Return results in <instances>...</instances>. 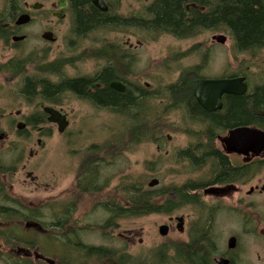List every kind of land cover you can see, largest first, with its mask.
Returning <instances> with one entry per match:
<instances>
[{
  "label": "flooded vegetation",
  "instance_id": "obj_1",
  "mask_svg": "<svg viewBox=\"0 0 264 264\" xmlns=\"http://www.w3.org/2000/svg\"><path fill=\"white\" fill-rule=\"evenodd\" d=\"M99 1L107 11H101L93 0H0V264H79L77 233L69 228L76 214L78 194L83 197L109 189V182L101 174V168L109 161L90 154L69 161L60 176L69 179L68 173H72L74 187L65 191L55 188L61 192L55 198L60 205L54 212H45L48 202L41 205L30 202L32 193L50 190L49 186L39 187L36 175L41 168L39 156L45 148L44 138L48 136L45 132H59L65 125V132H59L65 134L75 125V109L68 111L65 104L75 103L103 115L113 113L122 119L132 118L129 126L134 124L145 134L148 128L150 143L156 144L161 152L157 118L153 119L158 113L145 111L144 105L162 94H156L147 82L142 86L149 78L138 70L145 45L143 31L150 32L152 37L163 34V38H172L180 51L197 47L199 72L206 70L208 55L218 46L234 51L230 55L234 66H238L239 54H244L239 53L236 34L226 23L221 22L215 30H197L193 36H187L189 29L175 35L159 33L142 26V22L155 17L150 8L157 0ZM125 1L138 5L133 9L129 4L131 9L127 11ZM185 7L188 16L191 8L203 14L206 11L205 6L194 3ZM252 12V27L262 33V43L245 52L253 67L261 69L262 74L253 76V83L250 76L239 75L232 69L218 77H200L184 66L187 58L184 53L174 56L169 77L176 82L173 87L181 82L191 83L190 96L176 89L165 91L164 95L170 108L181 110L187 114L183 117L192 120L188 125L181 121L180 125L198 138L173 151L178 162H200L201 167L212 164L214 170L203 172L205 182L161 190L160 195L152 196L153 201L166 197L167 201L156 205L171 210L167 213L168 224L163 225L168 234L160 235L161 238L169 239L172 234L179 243L156 245L146 257L139 255L138 261H134L137 264H252L249 241L264 235L262 223L258 227L255 219L249 217L239 219L236 224L228 220L221 224L215 219L218 211L224 210L226 216L233 218L232 214L237 217L239 209L248 206L244 197L234 195L243 193L258 164H264V151L256 156L250 145L239 147L234 142L230 147L226 143L240 129L264 132V126L259 128L250 124V120L240 122L238 117L245 102L250 119L253 101L249 96L259 89L264 91V0L252 2ZM206 32L218 34L213 35L208 45L200 41ZM219 36L222 38L218 41L215 38ZM239 78L245 79L247 92L223 93L216 111L204 110L194 95L197 81ZM52 113L57 115L56 121ZM167 141L171 143L172 138L168 136ZM169 156L165 153V157ZM150 189L156 191L157 187ZM256 193L263 195L264 185L261 190L251 188L245 196L250 198ZM202 202L205 208L198 219L173 217L178 205ZM127 206L124 204L115 218L125 217ZM103 207V203L98 205L99 209L104 210ZM83 252L87 257L104 259L98 250ZM120 260L126 263L128 259L122 256Z\"/></svg>",
  "mask_w": 264,
  "mask_h": 264
},
{
  "label": "rangeland",
  "instance_id": "obj_2",
  "mask_svg": "<svg viewBox=\"0 0 264 264\" xmlns=\"http://www.w3.org/2000/svg\"><path fill=\"white\" fill-rule=\"evenodd\" d=\"M129 4L132 5L133 9L138 5L137 2L125 1L124 7L127 11L131 9ZM215 34V32H206L200 41L206 42L208 45L212 42L211 39ZM151 35L150 32L143 31L145 45L142 52V62H140L138 70H141V73L149 78L142 80V86H145L147 82L156 94H162L160 96L162 99L150 100L148 104L144 105L145 111L158 113V115H154L153 119L157 118V143L161 147V152L156 149V144L150 143L151 140H146L141 144L133 140L131 128L134 124L129 126V123L133 122L132 118L122 119L113 113L103 115L92 111L88 106H77L75 103L64 105L68 111L75 109L76 114L73 120L75 125L65 134H60L58 130L45 132L48 136L44 138L45 148L42 149L39 156L41 168L36 175L40 181L39 187L49 186L50 190L42 189L38 194L32 193L30 202L35 205L48 202L45 207L47 214L56 210L58 203L55 198L58 194L67 188L74 187L71 183L74 180L72 173H68L69 179L60 176V173L65 171V165L69 161L77 156H87L88 154L97 155L95 157L109 161L101 168L103 180L109 182V189L102 193L83 197L78 194L76 214L69 228L71 227L78 235H76L78 240L76 258H78L79 264H112L113 260H120L122 256L133 264H137L134 261H138L139 255L146 257L145 255L152 247L164 243H179L177 236L171 234V238L162 239L159 234L160 226L168 224V214L158 213L130 218L125 216L118 219L115 218L119 217L118 214L109 212L107 208H112L113 211H119L120 208H123L124 204H127L128 199L125 190L130 188L129 186L139 185L150 189L149 183L153 179H158L160 185L156 191L155 189L152 190L154 196H157L160 195L158 192L161 190L167 191L170 188L205 182L207 177L204 176L203 172L214 170L212 164L201 167L202 164L196 166L195 163L191 165L189 162H178L179 160L173 151L175 148L194 142V137L198 138V136H192V133L186 132L187 128L180 125L181 121L188 125L189 122L192 123V120L183 117L187 114L181 110L170 108V103L167 104L169 100L164 95L168 87L176 84L169 77L171 67L174 65L175 54L184 53L187 56L184 66L197 72L200 77H218L232 70H237L239 75L250 76L252 80L250 77L249 80L253 83V76L261 73V69L253 67L249 54H239L238 66L232 65L230 55L234 51L230 52L228 48L222 46L216 47L208 55L206 70L202 69L199 72L197 69L199 52H195L197 47L189 46L191 51H180L179 44L172 38L168 36L163 38V34H156V37ZM253 86L255 85L252 84ZM145 129L147 134H150L147 131L148 128ZM168 136L172 138L171 143L167 141ZM92 147L95 148V151L89 150ZM167 152L170 154L169 157H165ZM258 168L252 182L243 189V193L234 195L235 198L244 197L248 206L239 209L237 217L232 214L233 218L226 216L227 212L224 210L218 211L215 219L219 220L221 224L227 220L236 224L239 219L249 217L255 219V225L260 227L259 223H262L264 227V194L256 193L250 198L245 196V193L249 192L251 188L258 187L261 190L264 185V164L259 163ZM196 171L201 174L199 172L193 173ZM58 187H61L62 190L55 191V188ZM167 200L166 197L158 198L154 202L161 205ZM102 203L105 204L104 210L98 208V205ZM177 208L173 217L184 216L194 220L203 214L202 210L205 206L202 202L199 205L181 204ZM47 222L50 223L51 221L47 219ZM141 241L142 244H140ZM249 247L252 264H264V235L251 239ZM89 249H105L111 255L105 259L90 258L83 252L89 251ZM112 257L113 260L111 261Z\"/></svg>",
  "mask_w": 264,
  "mask_h": 264
},
{
  "label": "trees",
  "instance_id": "obj_3",
  "mask_svg": "<svg viewBox=\"0 0 264 264\" xmlns=\"http://www.w3.org/2000/svg\"><path fill=\"white\" fill-rule=\"evenodd\" d=\"M252 2L257 0H157L153 7L150 8L151 13L155 15L152 20L142 22V26L147 28L156 29L159 33H177L186 32L191 30L187 36H193L197 30H210L217 29V26L223 22L228 24L235 32L239 53H245L249 48L254 45L262 43L261 30L254 29L252 27ZM194 3L196 6H205L206 11L203 14L197 9L191 8L189 16L186 15L187 10L185 5ZM188 17V19H187ZM188 30V31H189ZM187 31V32H188ZM191 83L181 82L177 86L169 87L167 91L178 90L185 92L184 94L189 97V90L192 88ZM253 101V111L251 110V118L247 119V103H243L239 109V121L246 122L250 120V124H254L259 128L264 126V91L259 89L258 91L250 94ZM213 119L217 122L215 117ZM244 119V120H243ZM137 127L131 128V137L139 144L144 143L146 140H151V137H147L145 131H138ZM144 133V135H138ZM192 164V163H191ZM196 166H200V162L195 163ZM257 168L255 171H258ZM226 171V169H224ZM130 188L125 190L127 197V209L126 216L130 217H142L158 213H169L171 210L167 208H161L153 201L152 196L154 192L140 187L139 185L129 186ZM108 211L120 214L119 211H113L112 208H107ZM89 251H96L89 249ZM103 253L102 258H107L111 254L106 252L105 249L98 250ZM113 257L111 258V261ZM112 264H132L128 260L126 263L117 259L112 261Z\"/></svg>",
  "mask_w": 264,
  "mask_h": 264
},
{
  "label": "water",
  "instance_id": "obj_4",
  "mask_svg": "<svg viewBox=\"0 0 264 264\" xmlns=\"http://www.w3.org/2000/svg\"><path fill=\"white\" fill-rule=\"evenodd\" d=\"M93 3L101 11H107L106 6L99 0H93ZM222 36L216 37L219 39ZM224 38V37H223ZM225 41L224 39L222 40ZM248 90L245 84L244 78H239L233 81H197L195 83L194 95L200 104V106L209 112L216 111L220 108V98L223 93L244 95ZM53 114V121H56V114ZM59 122V121H58ZM65 125L61 126L60 133L65 131ZM238 143L239 147H247L250 145V149H253L256 156H259L264 151V132L258 129H240L231 134L226 140V143L231 147L232 143ZM160 185L158 179H153L149 183L150 188H155ZM160 235L166 236L168 234V228L162 226L159 230Z\"/></svg>",
  "mask_w": 264,
  "mask_h": 264
}]
</instances>
